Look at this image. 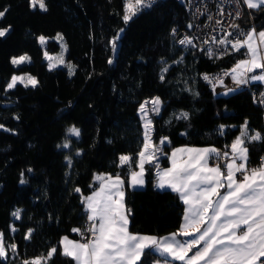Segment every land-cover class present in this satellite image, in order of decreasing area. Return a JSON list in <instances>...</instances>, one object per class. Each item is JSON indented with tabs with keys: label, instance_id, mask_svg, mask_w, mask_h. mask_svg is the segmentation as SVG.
Here are the masks:
<instances>
[{
	"label": "trees",
	"instance_id": "trees-1",
	"mask_svg": "<svg viewBox=\"0 0 264 264\" xmlns=\"http://www.w3.org/2000/svg\"><path fill=\"white\" fill-rule=\"evenodd\" d=\"M45 2L46 13L38 7L32 10L29 0H0V11L8 9L0 28L11 26L8 35L0 38V125L11 130L0 129V232L8 244L17 245V253H9L0 264H22L45 255L63 236L77 240L72 229L84 226L87 217L74 189L90 194L96 173H120L127 181V168L117 167L118 158L122 154L137 158L143 144L137 110L145 99L159 96L162 100L160 115L150 118L153 141L162 137L170 141L163 146L167 153L179 146L222 150L245 120L250 135L254 131L264 135V109L252 93L261 86L250 85L224 96L216 95L202 79L232 67L242 51L210 59L204 50L179 48L173 29L186 28L190 19L177 0H158L127 25L122 20V0ZM250 20L255 29L264 30V11L244 9L239 21ZM57 33L67 44L66 62L75 66L71 77L66 67L48 70L37 40L40 35L48 37L45 50L57 53L60 46L53 39ZM117 34L113 51L109 41ZM21 54H28L32 62L14 68L11 58ZM109 58L114 60L112 65L107 63ZM25 73L35 76L38 86L17 85L5 94L11 76ZM182 111L189 119H175ZM221 125L224 135H220ZM72 126L81 130L79 138L67 134ZM66 140L68 149L62 147ZM248 147L254 167L264 156V142ZM66 156L73 161L71 168ZM159 163L167 166V156L162 155ZM146 169L143 188L126 187L129 231L155 236L176 231L184 205L176 193L155 187L153 166ZM17 209L22 210L20 220L12 215ZM12 226L16 232L10 231ZM28 229L33 234L26 241ZM164 259L155 252L145 257L147 264ZM50 264L74 261L57 253Z\"/></svg>",
	"mask_w": 264,
	"mask_h": 264
},
{
	"label": "snow or ice",
	"instance_id": "snow-or-ice-1",
	"mask_svg": "<svg viewBox=\"0 0 264 264\" xmlns=\"http://www.w3.org/2000/svg\"><path fill=\"white\" fill-rule=\"evenodd\" d=\"M153 3L155 0H122L124 24H129ZM243 3L250 10L264 11V0H243ZM29 7L32 10L38 7L44 13L49 10L45 0H29ZM7 11V8L0 11V20ZM235 15L237 18L241 16L239 10ZM231 27L236 33L226 32L223 39L212 38L211 42L217 45V50L206 47L207 56L218 59L229 54L225 47L228 45L233 53H239L243 49L246 58L239 60L225 75L231 77L237 88L249 83H264V31L257 32L253 28L243 32L239 31V25L236 24ZM10 31L11 26L0 28V38L6 37ZM120 31L123 32V29ZM175 32L173 29V34ZM118 37L119 34L109 41L113 51L116 49ZM53 39L59 43L61 52L50 55L44 51L43 58L48 62V70L63 66L68 69L69 77L75 75V66L65 60L67 44L63 35L57 33ZM37 40L43 48L49 38L40 35ZM178 43L185 47H196L193 39L187 36ZM203 44L208 45L209 41L205 40ZM220 48L223 51H218ZM10 62L16 68L30 64L32 58L28 54H22L12 57ZM107 63L112 65L114 60L109 58ZM167 71V67L162 68V73ZM257 71L259 74H253ZM160 79L164 81L165 76L162 74ZM202 79L213 85L214 92L217 86L224 84L222 77L213 80L205 74ZM38 84V79L33 75L13 74L6 82L4 92L7 94L16 89L17 85L35 89ZM232 91L234 89L228 88L224 94ZM261 96L264 97V93ZM261 103L264 104V99ZM161 106V99L153 97L143 101L138 107V115L144 128L142 147L136 154L135 161L131 155L122 154L117 164L119 168H127V181L120 173H100L93 176V183L89 185L93 189L90 194L85 196L79 187L74 189L80 194L87 217V226L84 229H72L80 239L63 236L58 246L50 247L45 255L24 260L22 264H50L57 253L75 264H147L145 257L150 252L165 258L163 261L156 260L154 264H264V156L260 158L261 163L258 166L251 167L248 147L249 144L264 142V135L259 131L250 135L248 121L245 120L239 128V134L226 146L228 151L215 147H181L172 149L169 154L163 147L170 143L168 137H162L159 143L153 142L152 138L154 128L150 113L160 115ZM175 119L187 120L189 114L182 111ZM0 129L11 131L4 125H0ZM67 134L79 138L81 130L72 126L67 129ZM224 134V126L221 125L220 135ZM62 147L68 149L70 142L66 140ZM80 154L77 151L76 155ZM162 155L167 156L170 164L163 169L159 163ZM65 160L71 168L72 159L66 156ZM146 165L156 169L155 187L167 188L177 193L185 205L183 223L169 237L157 238L129 231L131 209L126 207V187L136 189L145 186ZM23 175L21 173V184L25 183ZM21 211L17 209L12 213L16 220L22 218ZM10 231L16 232L17 228L12 226ZM32 234L33 230L28 229L24 239L31 240ZM178 236L192 238L178 240ZM9 253L15 255L17 245L8 244L4 233L0 232V261H7Z\"/></svg>",
	"mask_w": 264,
	"mask_h": 264
},
{
	"label": "built area",
	"instance_id": "built-area-1",
	"mask_svg": "<svg viewBox=\"0 0 264 264\" xmlns=\"http://www.w3.org/2000/svg\"><path fill=\"white\" fill-rule=\"evenodd\" d=\"M158 0H155V2ZM179 3L183 4L188 15H189V25H192L190 28L189 25L186 28L183 29H175L176 32L173 34V41L174 43L182 49H197V50H204L206 47H211L214 50H217V45L212 43V38L223 39L226 35V32H234L236 33V30H234L231 25L236 24L239 25V31L247 32L253 28H255L254 23L252 20L248 24L241 23L239 21V18L236 17L235 13L237 10L242 15L243 10H247L248 8L246 5H244L243 0H177ZM154 4V3H153ZM152 4V5H153ZM151 5V6H152ZM149 9V8H147ZM145 10V9H144ZM221 12L223 14H221ZM211 17V19H208V17ZM217 21L220 23L217 24ZM190 37L193 39V43L196 45V47H185L178 43V41L184 37ZM208 40L209 44L204 45L203 41ZM228 48L229 51L230 45L225 46ZM218 51H223V48H220ZM242 55L245 56L243 53L245 50H241ZM224 55L220 56L223 57ZM228 69H221L216 71L215 73L208 74L210 78L213 80L217 79V76L221 73H224ZM206 82V81H205ZM208 83V82H207ZM210 84V83H209ZM213 89V85L210 84ZM250 85H244L239 88L235 84H233L231 87L234 89L233 92L249 88ZM250 90V89H249ZM226 91V90H225ZM224 92L219 93L215 88V94L216 95H224L226 96ZM233 92H229L228 94H231ZM253 97L255 103L260 105L264 109V104L261 103V100L264 99V97L261 96V93H264V85L261 86L258 93H254L252 90ZM227 94V95H228ZM261 163V159H259L258 166ZM252 166V165H251ZM77 239L79 240L80 237L77 236Z\"/></svg>",
	"mask_w": 264,
	"mask_h": 264
},
{
	"label": "crops",
	"instance_id": "crops-1",
	"mask_svg": "<svg viewBox=\"0 0 264 264\" xmlns=\"http://www.w3.org/2000/svg\"><path fill=\"white\" fill-rule=\"evenodd\" d=\"M250 10V9H249ZM256 31L257 32H259V31H264L263 29H260V30H258V29H256ZM246 58V56H242L241 58H239L235 63H234V65L239 61V60H241V59H245ZM233 65V66H234ZM232 66V67H233ZM232 67H230L227 71H230L231 70V68ZM253 74H259V72L257 71L256 73H253ZM247 85H257V86H263L264 85V83H259V82H255V83H249V84H247ZM229 88H231L232 89V87L230 86ZM233 92V91H232ZM232 143V142H231ZM181 147H197V146H179V147H175V148H181ZM204 147H214V146H203V147H198V148H204ZM215 148H217V147H215ZM174 149V148H173ZM219 149V148H218ZM172 150V149H171ZM171 150H170V152H171ZM221 151H228V148L227 147H225V148H223ZM170 152H169V154H170ZM161 157V156H160ZM170 166V164H169V161H168V159H167V166H162L161 168L163 169V168H167V167H169ZM251 166V165H250ZM251 167H253V166H251ZM254 167H256V166H254ZM134 170H136V169H134ZM155 181H156V177H155ZM98 186V185H97ZM157 188V187H156ZM136 189H141V188H136ZM157 189H159V188H157ZM159 190H163V189H159ZM164 190H170V189H167V188H165ZM171 191V190H170ZM177 194V193H176ZM178 195V194H177ZM179 196V195H178ZM181 200V199H180ZM183 203V202H182ZM184 205V204H183ZM184 210H185V205H184ZM183 217H184V211H183V215H182V220H181V223H180V226H179V228L176 230V231H173V232H170V233H167V234H164V235H160V236H155V235H150V236H155V237H157V238H164V237H169L171 234H173V233H176L179 229H180V227H181V224L183 223ZM132 233H134V232H132ZM134 234H140V233H134ZM140 235H148V234H140ZM192 237H180V236H178L177 237V239L178 240H185V239H191ZM71 239V238H70ZM195 251V250H194ZM190 255H191V253H190ZM160 261H163V260H160ZM74 264H75V262H74ZM153 264H154V262H153ZM173 264H180V262H173Z\"/></svg>",
	"mask_w": 264,
	"mask_h": 264
},
{
	"label": "rangeland",
	"instance_id": "rangeland-1",
	"mask_svg": "<svg viewBox=\"0 0 264 264\" xmlns=\"http://www.w3.org/2000/svg\"><path fill=\"white\" fill-rule=\"evenodd\" d=\"M44 51H46L45 50V46L42 48ZM61 52V49L59 48V51L57 52V53H49L50 55H58L59 53ZM65 54V53H64ZM22 55V54H21ZM20 56V55H19ZM16 57H18V56H16ZM46 61V60H45ZM47 62V61H46ZM47 64H48V62H47ZM59 67H63V66H59ZM59 67H57V68H59ZM227 72H229V71H225L224 73H221L220 75H218L217 76V78H223V81H224V84H223V86H217L216 87V90L219 92V93H221V92H224L226 89H228L230 86H232L233 85V82H232V80H231V77L230 76H228V75H225V73H227ZM17 75H23V74H17ZM153 97H159V96H153ZM153 97H151V98H153ZM151 98H149V99H145V100H150ZM160 98V97H159ZM161 99V98H160ZM144 100V101H145ZM162 101V100H161ZM143 102V101H142ZM149 107H151V105H149ZM151 115H154V114H151L150 113V116ZM140 117V116H139ZM140 121H141V124H142V128H143V122H142V120H141V117H140ZM143 138H144V128H143ZM161 139V138H160ZM160 139L157 141V142H155V143H159V141H160ZM154 142V141H153ZM96 174H99V173H96ZM87 226V220H86V222H85V225L84 226H82L81 227V229H84L85 227ZM78 240V239H77Z\"/></svg>",
	"mask_w": 264,
	"mask_h": 264
},
{
	"label": "water",
	"instance_id": "water-1",
	"mask_svg": "<svg viewBox=\"0 0 264 264\" xmlns=\"http://www.w3.org/2000/svg\"><path fill=\"white\" fill-rule=\"evenodd\" d=\"M229 95V94H228Z\"/></svg>",
	"mask_w": 264,
	"mask_h": 264
}]
</instances>
